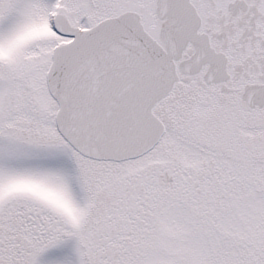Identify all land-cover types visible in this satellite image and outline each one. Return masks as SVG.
Returning a JSON list of instances; mask_svg holds the SVG:
<instances>
[{"label":"snow or ice","instance_id":"6c2138e0","mask_svg":"<svg viewBox=\"0 0 264 264\" xmlns=\"http://www.w3.org/2000/svg\"><path fill=\"white\" fill-rule=\"evenodd\" d=\"M0 264H264V0H0Z\"/></svg>","mask_w":264,"mask_h":264}]
</instances>
